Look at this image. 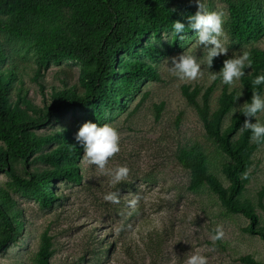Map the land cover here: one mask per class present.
<instances>
[{
	"label": "rangeland",
	"instance_id": "obj_1",
	"mask_svg": "<svg viewBox=\"0 0 264 264\" xmlns=\"http://www.w3.org/2000/svg\"><path fill=\"white\" fill-rule=\"evenodd\" d=\"M229 1L201 0L207 10L223 13L224 22L230 17ZM261 1L255 11L258 15H264V0ZM171 5L178 13L177 19L185 25L187 17L198 10L195 0H174ZM64 13L66 21L68 13ZM223 31L229 48L227 57L254 48L264 50V37L256 43H245L232 39L224 24ZM181 35L186 39L179 46L174 44L170 26L150 35L147 43L155 50L152 56L144 55L143 60L156 69L158 78H146L122 110L107 111L103 118L93 120L89 116L92 108L74 106L40 130L44 133L70 128L75 137L85 122L111 124L119 131L120 151L108 159L104 169L91 164L83 153L78 162L82 178L77 183H56L55 193H62L63 199L51 207L43 208L34 199L14 195L23 208L25 223L19 228L18 239L0 251V264H31L44 235L53 244L51 264H184L186 256L196 251L207 256L208 264H264V238L249 231L251 220L241 213L229 212L219 194L207 182L198 181L196 170L185 167L180 160L183 150L205 153L207 174L216 177L223 187H230L224 166L233 159L208 131L184 95V87L191 92L199 89L197 99L205 105L208 90L214 86L209 95L211 115L219 108L225 91L234 96V104L220 126L224 131L236 116L232 114L233 107L248 101L243 77L231 87L219 77L212 81L211 71L219 72L222 67L213 62L209 69L206 50L196 45L194 34L186 29ZM7 48L20 62L27 95L38 110L47 109L53 92L65 87L67 77L62 71L66 65L72 66L69 83L78 82L77 62H53L49 68L40 69L31 51ZM183 51H190L203 61L202 74L195 80H180L169 71L167 60ZM249 72L250 68L245 69V75ZM241 91L243 95L236 100ZM21 108L33 114L28 106ZM257 119L264 122V113H258ZM241 127L231 144L238 146L248 136L247 144L255 150L241 174L243 187L236 201L252 206L259 227L264 230V143L250 140V132H242ZM17 166L23 176L33 171L31 164ZM121 166L128 168V176L113 184L111 174ZM10 180L8 174H0L1 183ZM110 192L118 193V203L104 199ZM217 225L222 226L223 236L213 242ZM106 236L113 246L103 251L102 247L108 245Z\"/></svg>",
	"mask_w": 264,
	"mask_h": 264
},
{
	"label": "trees",
	"instance_id": "obj_2",
	"mask_svg": "<svg viewBox=\"0 0 264 264\" xmlns=\"http://www.w3.org/2000/svg\"><path fill=\"white\" fill-rule=\"evenodd\" d=\"M173 1L0 0V174L11 177L10 181L0 182V251L18 239L19 228L25 223L23 208L14 195L34 199L47 208L63 199L62 193L60 196L55 193L56 183L60 180L77 183L82 178L78 162L84 150L73 137V131L64 128L40 133V130L74 106L92 108L89 116L93 120L103 118L107 111L122 110L146 78H158L156 69L143 56H152L155 50L147 43L150 35L172 27L178 20ZM262 2H228L230 17L224 22V29L232 39L245 43L263 39L264 15L255 13ZM64 12L68 13L66 21ZM187 30L194 34L193 30ZM180 41L174 36V44L179 46ZM6 45L31 51L40 69L49 68L53 62L79 63L78 82L70 84L72 66L66 65L62 71L67 77L65 87L53 92L47 109H36L27 95L20 62ZM250 54L251 72L242 78L248 102L253 91L264 89L252 86L255 76L264 72V50L254 48ZM226 58L220 56L213 62L222 67ZM213 89L214 86L209 88L205 105L197 99L199 89L191 92L184 87V95L195 106L208 131L232 157L233 162L224 166L230 187H223L216 177L207 174L205 153L183 150L180 160L185 167L196 170L198 181L207 182L219 194L229 212L241 213L251 220V233L264 238L252 206L236 201L243 187L241 174L255 150L247 144L248 136L238 146L231 144L245 117L236 114L231 126L222 131L220 126L234 104V96L225 91L219 108L211 115L209 95ZM22 105L33 110V114L23 110ZM18 163L27 167L31 164L33 171L23 176ZM104 238L108 245L102 247L103 251L113 246L110 237ZM53 255L51 238L44 235L31 264H51Z\"/></svg>",
	"mask_w": 264,
	"mask_h": 264
},
{
	"label": "clouds",
	"instance_id": "obj_3",
	"mask_svg": "<svg viewBox=\"0 0 264 264\" xmlns=\"http://www.w3.org/2000/svg\"><path fill=\"white\" fill-rule=\"evenodd\" d=\"M197 12L187 17L188 28L194 31L195 43L197 46L206 50L205 61L207 67L212 69L213 61L220 56H228L229 48L226 45L223 36V13L207 10L201 0H195ZM185 24L179 20L172 24V35L178 37L181 41L186 39ZM170 63L169 71L180 80H195L201 73V64L197 56L190 51H183L178 56L167 60ZM252 59L248 51L240 54H233L223 61L219 72L211 71V80L215 81L219 77L223 84L229 87L235 82L240 81L245 76V69L251 68ZM254 89L264 87V72L255 76L252 81ZM243 95L242 91L237 94L236 100ZM240 111L245 117L241 131H249V139L256 143H264V122L257 119L258 113H264V92L253 91L250 102L246 101L242 106L233 107L232 114L236 115ZM255 122H252V119ZM76 142L83 148L87 160L100 169H104L108 159L120 151L119 131L111 124H98L91 121L83 123L76 136ZM127 167H118L112 175L113 184H119L128 176ZM104 199L112 203H118V193L110 192ZM223 236L222 226L217 225L211 239L213 242L221 239ZM184 264H208L206 255L199 251L187 255Z\"/></svg>",
	"mask_w": 264,
	"mask_h": 264
}]
</instances>
